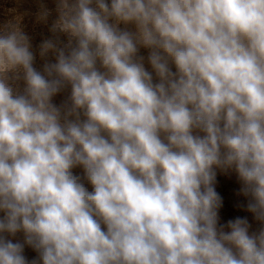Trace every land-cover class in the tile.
<instances>
[{
	"label": "clouds",
	"instance_id": "9594fccd",
	"mask_svg": "<svg viewBox=\"0 0 264 264\" xmlns=\"http://www.w3.org/2000/svg\"><path fill=\"white\" fill-rule=\"evenodd\" d=\"M52 3L0 22V264H264V0Z\"/></svg>",
	"mask_w": 264,
	"mask_h": 264
},
{
	"label": "rangeland",
	"instance_id": "374dc122",
	"mask_svg": "<svg viewBox=\"0 0 264 264\" xmlns=\"http://www.w3.org/2000/svg\"><path fill=\"white\" fill-rule=\"evenodd\" d=\"M44 2L49 8H54L52 0H44ZM37 4L38 0H19V3H17V0H0V22L11 18L17 12L22 13L28 11L35 13L37 11ZM33 19L34 17L32 16L25 17V31L33 36L34 44H38L42 36H48L50 33H48L47 27L34 25ZM37 64H40L39 59L37 60ZM61 99L62 97H58L56 102L59 103ZM74 171L77 174L81 173L80 169H75ZM88 187L91 190V186L89 185ZM240 187L241 185L234 172H218L216 190L222 199V207L219 209L220 222L226 223L228 220L235 219L237 216L247 217L252 225V230H256L260 226L259 223L253 219L251 213L240 206L242 204L246 205L247 202L246 198L239 194ZM25 254L29 259L36 255L30 248L25 249Z\"/></svg>",
	"mask_w": 264,
	"mask_h": 264
}]
</instances>
